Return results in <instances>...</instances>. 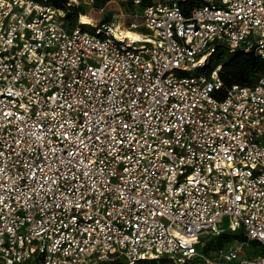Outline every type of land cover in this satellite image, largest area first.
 I'll return each instance as SVG.
<instances>
[{
  "label": "built area",
  "instance_id": "1",
  "mask_svg": "<svg viewBox=\"0 0 264 264\" xmlns=\"http://www.w3.org/2000/svg\"><path fill=\"white\" fill-rule=\"evenodd\" d=\"M129 1L69 27L0 0V264H264V75L205 71L264 58V0Z\"/></svg>",
  "mask_w": 264,
  "mask_h": 264
},
{
  "label": "trees",
  "instance_id": "2",
  "mask_svg": "<svg viewBox=\"0 0 264 264\" xmlns=\"http://www.w3.org/2000/svg\"><path fill=\"white\" fill-rule=\"evenodd\" d=\"M38 1L50 4L56 8L63 9L65 12V19L69 27H74L76 25L77 17H79V14L84 13L74 4L68 5V0ZM106 1L107 0H96V2L102 4L100 5V7H103ZM188 4L191 5V2L186 3V5ZM217 64H220L218 73L225 86H230L233 83L250 84L258 79L261 75H264V58L260 55L254 54L252 51L237 49L234 51H228L226 55L220 53L217 57ZM210 69L211 67L208 66V71ZM253 77H255V79ZM232 236L236 237V234H233ZM221 244L223 243L218 242L216 243L215 247ZM98 264L125 263L121 259H114L110 261H103Z\"/></svg>",
  "mask_w": 264,
  "mask_h": 264
},
{
  "label": "rangeland",
  "instance_id": "3",
  "mask_svg": "<svg viewBox=\"0 0 264 264\" xmlns=\"http://www.w3.org/2000/svg\"><path fill=\"white\" fill-rule=\"evenodd\" d=\"M74 5L81 9L84 13H80L79 17H77L76 23L79 22L84 24H90L93 21H119L124 22L125 24L133 19L137 18L139 12L141 11V5H133L129 0H107L103 7H100L99 2L96 0H77L74 2ZM90 22V23H89ZM83 29L87 31H93L92 28L83 26ZM228 50L225 46H221L211 57L209 60L210 67L217 64L218 54L223 53L226 55ZM205 71H208L206 69ZM255 79V77H253ZM225 226V224H224ZM234 233L223 230L218 234H206L203 241V248L208 252L212 253L213 249L218 242H228L234 239L232 236ZM21 264H42L41 261L36 257H31L30 259L24 261ZM98 264V263H97ZM146 264H166L164 260H155L148 261Z\"/></svg>",
  "mask_w": 264,
  "mask_h": 264
},
{
  "label": "bare ground",
  "instance_id": "4",
  "mask_svg": "<svg viewBox=\"0 0 264 264\" xmlns=\"http://www.w3.org/2000/svg\"><path fill=\"white\" fill-rule=\"evenodd\" d=\"M90 23V22H89ZM93 23V22H92ZM91 24V23H90Z\"/></svg>",
  "mask_w": 264,
  "mask_h": 264
}]
</instances>
